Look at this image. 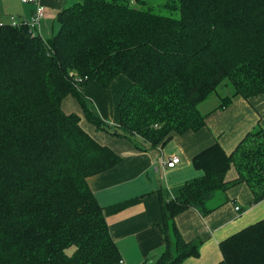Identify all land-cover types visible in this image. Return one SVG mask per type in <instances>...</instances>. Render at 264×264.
<instances>
[{
    "label": "trees",
    "instance_id": "trees-1",
    "mask_svg": "<svg viewBox=\"0 0 264 264\" xmlns=\"http://www.w3.org/2000/svg\"><path fill=\"white\" fill-rule=\"evenodd\" d=\"M149 0H81L58 14L52 38L21 24L0 25V264H118L121 250L88 179L121 156L100 143L62 102L75 95L92 124L139 150L208 121L199 105L226 79L233 98L264 95V0H169L180 18L147 8ZM132 84L118 107L120 124L95 116L80 87ZM203 174L164 202L165 250L157 264L199 257L202 240L186 241L176 216L203 215L218 192L246 183L264 199V127L259 123L227 153L221 143L194 158ZM235 168L238 176L228 181ZM226 197L224 201H227ZM217 206V205H216ZM218 264H264V218L220 244ZM74 246L70 255L66 249Z\"/></svg>",
    "mask_w": 264,
    "mask_h": 264
},
{
    "label": "crops",
    "instance_id": "crops-1",
    "mask_svg": "<svg viewBox=\"0 0 264 264\" xmlns=\"http://www.w3.org/2000/svg\"><path fill=\"white\" fill-rule=\"evenodd\" d=\"M78 1L81 0H42L46 14L37 29L39 34L46 39L56 35L60 25L58 14ZM35 8L36 4L23 0H0V23H10L11 16L29 21ZM131 84L130 77L123 73L107 87L94 80L80 87V93L95 116L118 125L119 102ZM223 98L212 106H208L206 101L199 105L200 110L208 115L207 124L199 131L174 134L169 142L155 147H150L140 138L146 146L141 150L131 140L92 124L86 119L84 106L75 95L69 94L63 100L65 112L77 113L83 127L95 139L112 147L121 156L120 162L111 169L88 179L98 202L104 207L110 234L121 250L122 260L118 264H157L165 250L163 203L177 197L186 181L203 174L194 166L193 158L216 142L221 143L227 153L232 152L258 123L264 127V95L250 100L235 97L227 106L220 107ZM172 156H178L181 162L167 168L164 162ZM237 176L238 172L233 167L227 180ZM223 196L210 201L209 206L216 209L207 215L190 207L175 217L187 242L202 240L200 256L188 257L179 264H218L223 258L219 244L264 218V199L250 206L253 194L246 183L231 186ZM226 197L228 200L224 201ZM236 206H241V209L236 210Z\"/></svg>",
    "mask_w": 264,
    "mask_h": 264
},
{
    "label": "rangeland",
    "instance_id": "rangeland-1",
    "mask_svg": "<svg viewBox=\"0 0 264 264\" xmlns=\"http://www.w3.org/2000/svg\"><path fill=\"white\" fill-rule=\"evenodd\" d=\"M168 1L169 0H149L147 8L152 7L154 12L158 14H162L164 16L169 15V16H174L175 18H180L181 13H179L178 9H173V8H170L168 5H166ZM232 90H233L232 85L229 83V80L226 79V81L221 83L220 86L217 88V90L213 92L212 95L207 99L208 101L206 100V104L208 106H212V104L215 103V101H218V100L222 101V98L227 96V94H230ZM218 193L219 194L215 197L216 199H219L223 195L222 192H218ZM74 248H75L74 246L68 247L66 249L67 253L71 255L74 252Z\"/></svg>",
    "mask_w": 264,
    "mask_h": 264
},
{
    "label": "built area",
    "instance_id": "built-area-1",
    "mask_svg": "<svg viewBox=\"0 0 264 264\" xmlns=\"http://www.w3.org/2000/svg\"><path fill=\"white\" fill-rule=\"evenodd\" d=\"M23 1L26 3H30V4H33V3L36 4V8L31 17L32 19L29 21H20L18 20V18H16V16H11L10 23L13 26H19L21 24H24L30 29L31 33L39 34L37 29L40 26L41 21L44 19V16L46 14L45 6L42 3V0H23ZM0 25L1 26L5 25V23H0ZM180 162H181V159L178 156H172L170 159H167V161L164 162V164L167 168H171ZM240 209H241L240 206H236V210H240Z\"/></svg>",
    "mask_w": 264,
    "mask_h": 264
},
{
    "label": "bare ground",
    "instance_id": "bare-ground-1",
    "mask_svg": "<svg viewBox=\"0 0 264 264\" xmlns=\"http://www.w3.org/2000/svg\"><path fill=\"white\" fill-rule=\"evenodd\" d=\"M241 207V206H240Z\"/></svg>",
    "mask_w": 264,
    "mask_h": 264
}]
</instances>
